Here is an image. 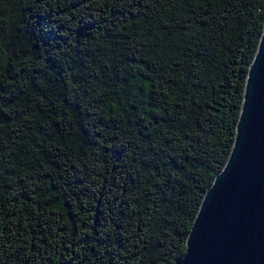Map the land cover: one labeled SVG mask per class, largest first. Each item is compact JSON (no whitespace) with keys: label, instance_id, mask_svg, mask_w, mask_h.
Wrapping results in <instances>:
<instances>
[{"label":"trees","instance_id":"obj_1","mask_svg":"<svg viewBox=\"0 0 264 264\" xmlns=\"http://www.w3.org/2000/svg\"><path fill=\"white\" fill-rule=\"evenodd\" d=\"M264 0H0V264H174L232 149Z\"/></svg>","mask_w":264,"mask_h":264},{"label":"water","instance_id":"obj_2","mask_svg":"<svg viewBox=\"0 0 264 264\" xmlns=\"http://www.w3.org/2000/svg\"><path fill=\"white\" fill-rule=\"evenodd\" d=\"M174 264H264V28L247 73L232 149Z\"/></svg>","mask_w":264,"mask_h":264}]
</instances>
